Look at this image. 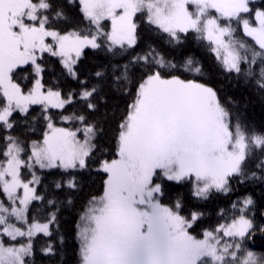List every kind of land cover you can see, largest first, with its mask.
I'll return each mask as SVG.
<instances>
[{
    "label": "snow or ice",
    "instance_id": "obj_1",
    "mask_svg": "<svg viewBox=\"0 0 264 264\" xmlns=\"http://www.w3.org/2000/svg\"><path fill=\"white\" fill-rule=\"evenodd\" d=\"M140 17L173 52L207 41L225 77L264 93V0H0V264H60L51 226L93 173L77 264H264V130L194 55L137 52ZM86 49L107 63L85 73ZM45 54L77 88L45 81ZM113 100L125 106L106 139ZM237 192L204 226L197 202Z\"/></svg>",
    "mask_w": 264,
    "mask_h": 264
},
{
    "label": "trees",
    "instance_id": "obj_2",
    "mask_svg": "<svg viewBox=\"0 0 264 264\" xmlns=\"http://www.w3.org/2000/svg\"><path fill=\"white\" fill-rule=\"evenodd\" d=\"M141 23V36L142 42L139 48L136 49L140 52L144 47L145 42L155 41V46L164 50L168 53V58L171 59L174 56L178 58L179 54L182 52L185 55H194L206 66L212 69L214 77H216L218 83H223L225 85L224 92L226 95L234 97L240 102L242 115L246 118L247 122L256 130H264V93L259 92L251 84L245 83L243 80L237 82L233 80L232 77H225L222 69H218L217 62L215 60L214 54L209 50L207 41H198L194 38V34H188L184 39V47L182 49H177L176 52L172 51L173 45L167 43L166 40L158 39L157 33L152 30V26L147 25L143 18H139ZM87 26L85 21L81 27ZM184 35V34H182ZM242 35V33H240ZM250 41V38H246ZM251 42V41H250ZM133 55L135 53H132ZM109 55L103 50H92L86 49L84 56L81 58L80 67L85 73L92 72L96 70L98 65L107 63ZM127 59V57H124ZM44 61L48 67V72L45 73V81L48 83H59L60 86L65 90L74 89L78 87V82L72 78H65L61 76V65L59 64L58 57H51L49 54L44 55ZM85 75L81 76V79H86ZM231 80V83L228 81ZM119 104V109L115 108V104ZM124 100H113L109 107L111 111L108 114V125L106 127V139L111 138L112 130L115 128L116 121L119 117L120 111L124 108ZM75 107H79L76 105ZM36 115L39 113V106H33ZM53 112H59L61 110L53 109ZM72 111V109H69ZM115 113V115H113ZM63 126H69L67 124ZM36 128V135H39L41 124H34ZM23 130L17 128L15 134H20ZM31 138H36L32 136ZM39 187V186H38ZM41 191H46V189H40ZM102 191L101 180L99 177L93 173L92 177L88 180L83 191L79 193L76 208L69 211H64L60 217V223L58 226L53 227L54 231H59L61 235L65 236L63 242L58 241V246L60 251V264H77L76 249L78 247V241L75 238V224L78 219V213L81 210V205L86 203L87 199L91 195H97ZM239 194L224 196L217 195L216 197L208 201H199L201 205V210L206 213L204 219V226H216L219 223H224L225 220L222 218L225 215H230L231 209L230 205L236 200V196ZM33 205H39V202H33ZM42 207V205H40ZM221 210H225L223 213ZM42 219V218H41ZM47 237L43 234H38L36 239V248L38 258L42 256L39 253V248L44 244ZM257 244L261 242L257 240ZM259 251V249H257ZM42 264H47V259L44 258Z\"/></svg>",
    "mask_w": 264,
    "mask_h": 264
},
{
    "label": "rangeland",
    "instance_id": "obj_3",
    "mask_svg": "<svg viewBox=\"0 0 264 264\" xmlns=\"http://www.w3.org/2000/svg\"><path fill=\"white\" fill-rule=\"evenodd\" d=\"M39 174V173H38ZM30 178V177H29ZM13 222H16V221H13ZM16 223H18L19 224V222H16Z\"/></svg>",
    "mask_w": 264,
    "mask_h": 264
}]
</instances>
